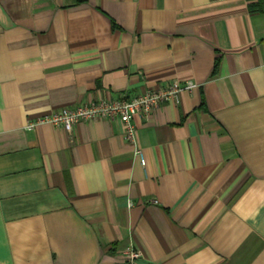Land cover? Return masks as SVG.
I'll use <instances>...</instances> for the list:
<instances>
[{
    "label": "crops",
    "instance_id": "1",
    "mask_svg": "<svg viewBox=\"0 0 264 264\" xmlns=\"http://www.w3.org/2000/svg\"><path fill=\"white\" fill-rule=\"evenodd\" d=\"M0 0V264H264V0ZM255 9V10H254ZM179 82L134 117L41 124ZM35 127L28 130V126Z\"/></svg>",
    "mask_w": 264,
    "mask_h": 264
},
{
    "label": "built area",
    "instance_id": "2",
    "mask_svg": "<svg viewBox=\"0 0 264 264\" xmlns=\"http://www.w3.org/2000/svg\"><path fill=\"white\" fill-rule=\"evenodd\" d=\"M193 84L181 85L172 83L164 88L150 89L137 96L124 95L117 100H101L97 102H84L76 108H62L45 115L38 122L49 123L61 127L66 133L72 135L74 127L82 122H96L98 120L119 119L123 126L124 139L134 146V155L139 159L142 167H147V157L144 149L138 144L137 131L132 123L134 117L150 119L164 105L180 103L184 92L191 91ZM35 124L28 126V130ZM142 253L133 247L126 249L122 260L118 264H141Z\"/></svg>",
    "mask_w": 264,
    "mask_h": 264
},
{
    "label": "trees",
    "instance_id": "3",
    "mask_svg": "<svg viewBox=\"0 0 264 264\" xmlns=\"http://www.w3.org/2000/svg\"><path fill=\"white\" fill-rule=\"evenodd\" d=\"M263 0H258V4L257 5H259L260 6V4H261V2H262ZM255 10V9H254Z\"/></svg>",
    "mask_w": 264,
    "mask_h": 264
}]
</instances>
